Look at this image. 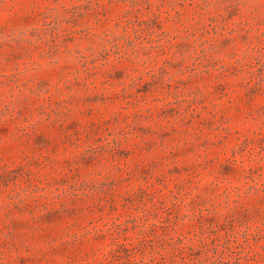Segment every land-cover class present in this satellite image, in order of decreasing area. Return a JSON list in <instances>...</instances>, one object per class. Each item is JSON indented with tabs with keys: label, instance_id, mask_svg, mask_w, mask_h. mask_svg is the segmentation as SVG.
Instances as JSON below:
<instances>
[{
	"label": "rangeland",
	"instance_id": "374dc122",
	"mask_svg": "<svg viewBox=\"0 0 264 264\" xmlns=\"http://www.w3.org/2000/svg\"><path fill=\"white\" fill-rule=\"evenodd\" d=\"M0 264H264V0H0Z\"/></svg>",
	"mask_w": 264,
	"mask_h": 264
}]
</instances>
